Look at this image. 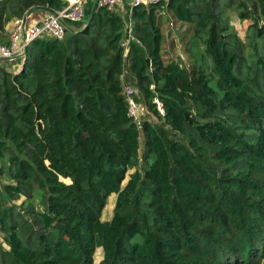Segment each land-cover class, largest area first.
Here are the masks:
<instances>
[{"label": "trees", "instance_id": "1", "mask_svg": "<svg viewBox=\"0 0 264 264\" xmlns=\"http://www.w3.org/2000/svg\"><path fill=\"white\" fill-rule=\"evenodd\" d=\"M222 1L134 7L128 47L120 14L95 8L83 30L34 41L16 65L0 62V264H94L98 249L99 264H264V57L253 38L249 60L228 33L224 10L236 0ZM248 1L264 41V0ZM66 6L0 0V45L10 22ZM166 11L208 33L217 89L202 69L164 61ZM127 61L145 105L174 132L144 119L143 172Z\"/></svg>", "mask_w": 264, "mask_h": 264}, {"label": "rangeland", "instance_id": "2", "mask_svg": "<svg viewBox=\"0 0 264 264\" xmlns=\"http://www.w3.org/2000/svg\"><path fill=\"white\" fill-rule=\"evenodd\" d=\"M244 0H236V7L229 8L225 7V16L227 18L228 23V33H232L237 35L245 46V54L248 56L249 60L252 61V52L253 47L251 46V41L254 38L255 41L258 44L257 51L260 56L264 57V41L262 39H257L255 37V30L253 26L254 17L255 20L259 15H252V11L250 8L252 6V2L245 0V5H248L249 7H243L245 5H240ZM223 5L230 2V0H223ZM114 12H117L116 9L112 10ZM118 13V12H117ZM132 13L133 10L129 13L130 15L121 14L120 16L123 18L125 24H126V41L124 43V46L129 45V40L131 39V29H132ZM248 14V18H243L242 14ZM119 14V13H118ZM258 22L261 21L258 20ZM87 22H83L84 25H81L78 29L75 31L83 30L87 24ZM80 24V23H79ZM74 25V24H71ZM70 31V30H69ZM162 31H163V44H162V55L165 62H171L176 61L178 59H181L186 64V69L191 70L192 67L200 68L202 69L205 74L208 76V79L210 80V86L214 89H217L216 87V71H215V65L213 61L208 57L206 54L207 50V40H208V33L203 34L202 36H197L195 34L194 25L193 24H187V23H181L178 22L177 19L173 16L171 12H164L162 13ZM68 36V33H67ZM126 47V48H127ZM128 51L126 50V53ZM1 62V61H0ZM126 72L123 77L125 87L131 86L133 88H136L135 85V79L130 73L128 69V61L126 63ZM138 101L140 102L141 106L143 108L147 109L146 114V120H148L154 127L162 129L166 135H173L174 132L170 129L169 126H167L163 120L155 114L152 111H150L147 106L145 105V100L142 97V95L139 94ZM144 119L138 124L140 127L141 137H140V167L138 168L140 171H144L145 169V163L143 161L144 154L146 151V138L143 133V122ZM134 172L130 171L126 177V180L123 183V186L127 184V182L130 179V174ZM6 183V181H3L1 179L0 181V187ZM25 200V197H22L20 201H17L16 204L20 205ZM116 200L117 196L113 194L111 197L108 198L107 204L102 212L101 218L103 221H110L113 218L114 215V208L116 206ZM104 259V253L102 249H98L96 253L93 256L94 264H99Z\"/></svg>", "mask_w": 264, "mask_h": 264}, {"label": "built area", "instance_id": "3", "mask_svg": "<svg viewBox=\"0 0 264 264\" xmlns=\"http://www.w3.org/2000/svg\"><path fill=\"white\" fill-rule=\"evenodd\" d=\"M67 6L56 14H48L42 20L34 23L28 19H18L14 22V28L10 34L9 43L0 45V61L9 65H15L24 57L27 48L31 43L42 38H53L63 41L66 38L68 28L71 24L85 22L87 13L85 0H64ZM126 2L130 8L140 5L158 4L169 2V0H98L96 9L114 10ZM154 90V86L151 87ZM125 96L128 101V115L133 121L139 124L145 119L147 109L143 108L138 101L139 90L131 86L125 87ZM153 103L161 115H165L163 103L158 97L154 98Z\"/></svg>", "mask_w": 264, "mask_h": 264}, {"label": "crops", "instance_id": "4", "mask_svg": "<svg viewBox=\"0 0 264 264\" xmlns=\"http://www.w3.org/2000/svg\"><path fill=\"white\" fill-rule=\"evenodd\" d=\"M98 0H85V8H86V13L87 16L89 17L90 14L93 13V11L95 10L96 4H97ZM117 12L121 15V14H125V15H130L129 13L131 12V8L129 6V2H126L125 4H123L122 6L116 8ZM48 14V12H37V13H33L30 18H29V22H38L40 20H42L44 17H46ZM14 22L12 21L10 22L7 27H6V31L8 32V37L10 39V34L14 28ZM81 25H84L83 23L80 24H74V25H70L68 30H76L79 27H81ZM127 34V33H126ZM8 39V40H9ZM128 51V49H127ZM16 65V64H15ZM18 66V65H17Z\"/></svg>", "mask_w": 264, "mask_h": 264}, {"label": "water", "instance_id": "5", "mask_svg": "<svg viewBox=\"0 0 264 264\" xmlns=\"http://www.w3.org/2000/svg\"><path fill=\"white\" fill-rule=\"evenodd\" d=\"M34 12H30L25 16V19H28ZM52 14H56V12H52ZM147 64L150 65V59H147Z\"/></svg>", "mask_w": 264, "mask_h": 264}]
</instances>
